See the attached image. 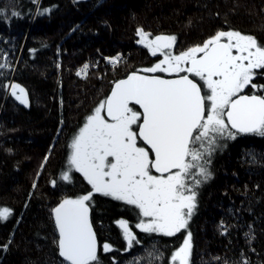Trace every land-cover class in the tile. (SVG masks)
<instances>
[{"label":"trees","instance_id":"16d2710c","mask_svg":"<svg viewBox=\"0 0 264 264\" xmlns=\"http://www.w3.org/2000/svg\"><path fill=\"white\" fill-rule=\"evenodd\" d=\"M0 9V208L11 210L0 221V264H68L52 209L92 191L70 168L69 145L115 81L159 59L138 42L137 29L175 36V53L221 30L264 46V0H0ZM117 53L123 58L111 67L105 58ZM87 59L99 62L82 79L76 71ZM257 73L254 83L264 85ZM13 83L25 89L27 106L2 87ZM219 145L186 228L173 236L140 231L138 209L94 193L86 203L99 264H170L189 233L190 264H264V137L237 134ZM120 220L140 241L127 251Z\"/></svg>","mask_w":264,"mask_h":264},{"label":"snow or ice","instance_id":"6c2138e0","mask_svg":"<svg viewBox=\"0 0 264 264\" xmlns=\"http://www.w3.org/2000/svg\"><path fill=\"white\" fill-rule=\"evenodd\" d=\"M5 14L0 9V17ZM137 35L153 56L159 53L163 59L140 70L153 75L133 72L116 82L69 145L68 164L82 174L92 191L64 199L52 209L59 255L68 264H99L86 203L94 193L138 209L144 218L135 226L140 231L173 236L186 228L196 207V189L211 177L207 166L219 141L235 139L237 134L264 137V95L241 94L249 86L264 91V85L254 83L256 70L264 73V46L254 37L221 30L202 46L174 55L165 49L173 48L175 36L149 39L141 29ZM5 67L0 64V69ZM88 67L84 65L77 75ZM158 72L175 78L154 75ZM2 87L11 89V95L27 106L23 87L15 83ZM61 178L69 181V172ZM10 215V209L0 208V221ZM117 223L127 241L126 251L140 243L128 222ZM103 250L112 248L105 243ZM190 255L189 233L172 253L170 264H190ZM161 256L156 249L154 259Z\"/></svg>","mask_w":264,"mask_h":264},{"label":"rangeland","instance_id":"374dc122","mask_svg":"<svg viewBox=\"0 0 264 264\" xmlns=\"http://www.w3.org/2000/svg\"><path fill=\"white\" fill-rule=\"evenodd\" d=\"M226 31H229V30H226ZM146 34H147V33H146ZM161 34H162V33H161ZM156 35H158V34H156ZM245 35H246V34H245ZM154 36H155V35H154ZM154 36H150V35H148V38H149V39H152ZM139 40H140V37H139ZM139 40H138V41H139ZM140 44L143 45V46L145 47L144 44H142V43H140ZM200 46H202V45H200ZM146 48H147V47H146ZM147 49H148V48H147ZM148 51H149V49H148ZM165 51H171L174 55L179 54V53H175L174 50H173V48H171V49H165ZM149 52H150V51H149ZM116 55H119L120 57H119V59L116 60V62L114 63V65H115L118 61H120V60L123 58V56H122L121 53H117V54H115L114 56H116ZM157 55L159 56V59H158L157 62H155V63H158L159 60L163 59V56H162V55H160L159 53H157ZM114 56H111V57H114ZM111 57H106L105 60H106V59H109V58H111ZM92 60H93V59H92ZM92 60L87 59V60H86V61H85V62H84V63H83L78 69H77L76 74H77L78 71L81 70V67H82L84 64L86 65V63H88V65H90V70H91L92 68H95V67L97 66V64H98L99 61H98V59L93 60V61H92ZM105 62H106V61H105ZM106 63H107V62H106ZM155 63H154V64H155ZM108 64L110 65V63H108ZM154 64H153V65H154ZM114 65H110V66L112 67V66H114ZM153 65H152V66H153ZM147 68H148V67H147ZM143 69H144V68H143ZM141 70H142V69H141ZM256 71H257V70H256ZM83 73H84V72H82L81 75H82ZM158 73H159V72H158ZM149 74H150V73H149ZM162 74H163V73H162ZM78 77H80V76L78 75ZM80 78L84 79V78H86V77H82V76H81ZM197 79H198V78H197ZM201 83H202V82H201ZM249 87H251V86H249ZM241 94H242V93H241ZM246 94H247V93H246ZM252 94H255V93H252ZM258 95H261V94H258ZM262 95H264V93H263ZM99 104H100V103H99ZM99 104H98V105H99ZM98 105H97V106H98ZM93 111H94V110H93ZM102 115H104V112H103V111H102ZM139 145H140V144H139ZM140 146H141V145H140ZM154 174H156V173H154ZM188 182L191 183V180H189ZM196 191H197V190H196ZM195 203H196V202H195ZM186 236H187V235H186ZM186 236H185V237H186ZM184 239H185V238H184ZM183 242H184V240H183ZM183 242H182V244H183ZM182 244H181V245H182ZM181 245H180L178 248H180ZM178 248H177V249H178ZM177 249H176V250H177Z\"/></svg>","mask_w":264,"mask_h":264},{"label":"water","instance_id":"95a60500","mask_svg":"<svg viewBox=\"0 0 264 264\" xmlns=\"http://www.w3.org/2000/svg\"><path fill=\"white\" fill-rule=\"evenodd\" d=\"M160 35H167V34H158V35H155L152 39H154L156 36H160ZM133 72H138L139 74H141V75H153V74H149V73H144V72H140V71H133ZM133 72H131V73H133ZM131 73H129V74H131ZM128 74V75H129ZM127 75V76H128ZM154 75H156V74H154ZM127 76H125V77H123V78H121V79H119V80H117V81H115L114 83H113V85H112V87H111V89H110V91L108 92V94H107V96L111 93V90H112V88L114 87V85H115V83L116 82H118V81H120V80H123V79H126L127 78ZM158 76H161V75H158ZM162 78H165V79H173V78H175V77H164V76H161ZM191 78V77H190ZM242 94H246V93H242ZM246 95H252V94H246ZM106 96V97H107ZM138 107V106H137ZM104 112V111H103ZM104 115L106 116V112H104ZM59 205V204H58ZM57 205V206H58ZM56 206V207H57ZM53 219H54V216H53ZM54 222H55V219H54ZM89 222H90V218H89ZM90 224H91V222H90ZM56 226V225H55ZM57 229V228H56ZM93 229V228H92ZM57 232H58V230H57ZM58 237H59V234H58Z\"/></svg>","mask_w":264,"mask_h":264},{"label":"built area","instance_id":"2783aa9c","mask_svg":"<svg viewBox=\"0 0 264 264\" xmlns=\"http://www.w3.org/2000/svg\"><path fill=\"white\" fill-rule=\"evenodd\" d=\"M119 55H116V56H114V57H111V58H109V59H106L105 61L107 62V63H110V65H114V63L115 62H110V60L112 59V58H115L116 60L117 59H119ZM85 65V64H84ZM84 65L81 67V70L83 69V67H84ZM86 65H88V63H86ZM89 67H88V69H87V71H86V73L84 72L82 75H79L80 77L82 76V77H87L88 75H89V72H90V65H88Z\"/></svg>","mask_w":264,"mask_h":264},{"label":"flooded vegetation","instance_id":"af4514ba","mask_svg":"<svg viewBox=\"0 0 264 264\" xmlns=\"http://www.w3.org/2000/svg\"><path fill=\"white\" fill-rule=\"evenodd\" d=\"M184 74H186V73H181V75H184ZM161 76H164V77H175V75L174 74H168V73H163ZM142 142V141H141Z\"/></svg>","mask_w":264,"mask_h":264}]
</instances>
